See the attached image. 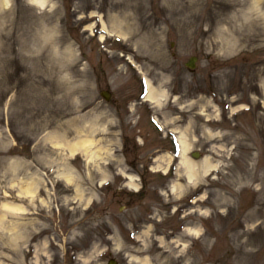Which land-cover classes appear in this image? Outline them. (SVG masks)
Here are the masks:
<instances>
[{
	"label": "rangeland",
	"instance_id": "374dc122",
	"mask_svg": "<svg viewBox=\"0 0 264 264\" xmlns=\"http://www.w3.org/2000/svg\"><path fill=\"white\" fill-rule=\"evenodd\" d=\"M258 1L0 0V210L7 200L27 209L1 212L0 264H14L10 252L35 264L24 241H39V264H264ZM144 74L171 92L162 105L145 99ZM173 126L190 159L219 168L181 193L171 185L188 183L183 168L153 167L174 150ZM193 221L197 236L182 229Z\"/></svg>",
	"mask_w": 264,
	"mask_h": 264
},
{
	"label": "bare ground",
	"instance_id": "6f19581e",
	"mask_svg": "<svg viewBox=\"0 0 264 264\" xmlns=\"http://www.w3.org/2000/svg\"><path fill=\"white\" fill-rule=\"evenodd\" d=\"M31 1L34 4H36L37 6L41 7V8H44L47 5V2H48V0H31ZM258 2H260V0ZM94 16H97V14H93L91 19H94L93 18ZM101 25H102V29H104V32H105V34L102 35L103 37H104V35H106V33L112 34V32L109 30L108 23L105 20H103L102 18H101ZM131 60L133 61V58ZM134 64L137 67L140 66L135 60H134ZM144 78H146V80H147L146 81V83H147L146 99L148 101H150L152 104H155L156 106H160V105L163 104L164 100L169 99V96L171 95V92H170V94H168V91L165 88H163V86L156 85L154 80L152 78L148 77L147 74H144ZM176 98H178V97L175 96V99ZM158 120H159V118H158ZM164 127H166V126H164ZM173 127H174L173 130L178 135V139H179V142H180V145H181L180 158H179V163H178L177 168H183L184 169V175H185V178L188 180V183L187 184H182V183H179V182L178 183L177 182L173 183L171 185V190H172V192H175V193H181V192H184V190L187 191L188 186H191L193 184H195V185L198 184L199 173L200 172L204 171L203 172L204 173L203 176H204V175L212 173V171H218L219 168L217 169V165L215 166V164L209 158H205L204 162L202 161V167L200 168V164L198 162H195L194 160L190 159V157L188 155L189 151L192 149V143H191V141H190V139H189V137H188V135L186 133V130L180 128L179 126H173ZM92 131L96 132V129H92ZM88 140L84 139V140L78 141L77 143H73L70 146V150L73 151V152H76L77 149L80 148V147H85L87 149L90 146V144H91V143H87ZM159 158H162L163 162L162 161L161 162L157 161L158 163H160L159 164L160 166L158 165L155 168L158 169V170L160 168L164 169L165 171L168 170V168L171 167V164H172L173 154L170 155L169 158L168 157L166 158L164 156H161ZM159 158H157V159H159ZM161 163L164 164V165H162ZM166 167H168V168H166ZM126 175H127L128 179H129L131 187L137 188L138 187V185H137L138 183L136 182V184H135V180H137L138 178L133 176V175H131V174H126ZM258 184L260 186L261 183L259 182ZM260 188H258V189L260 190ZM35 190L36 189L34 188V186H28V187H26L24 189L23 192L25 194H28V195L31 194L32 195ZM5 202L6 203L4 204L2 209L0 210V227L3 226L6 223V221H5L6 216L1 215L2 210H5L6 212H9V210H10L11 212H18V213H23L25 210H27L25 208L26 206L24 207V205H22V204L15 203V202H13L11 200H7ZM3 219H4V221H3ZM189 230L191 231L189 233L196 234V236H197V235H199L201 233L202 226L200 225V223L199 224H194V225L189 224V227H188L187 231H189ZM18 232L19 231L15 230V229H10V234L11 235L9 236V238L11 239V242L13 243V245L15 244L14 242L17 239ZM138 238H142V236L138 235ZM24 243H26V241H24ZM31 247L32 246L30 245V248L28 249V251L32 249ZM34 248H35V250H34V255L35 256L33 257V260L41 258L40 256L37 255V253L41 249L39 241L34 244ZM19 249L22 252L25 251L22 248H19ZM24 255H25V257L23 259L26 260L27 254H24ZM14 256H16V255L14 254ZM6 257L10 258L9 255L6 256ZM16 260H17L16 258H12L11 259V261H13L14 264H20V263L16 262ZM20 261H22V260H20ZM141 262H143L144 264H147L146 263L147 262L146 259H143V260L141 259Z\"/></svg>",
	"mask_w": 264,
	"mask_h": 264
}]
</instances>
